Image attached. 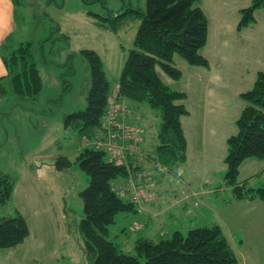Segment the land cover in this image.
Here are the masks:
<instances>
[{
  "label": "rangeland",
  "instance_id": "rangeland-1",
  "mask_svg": "<svg viewBox=\"0 0 264 264\" xmlns=\"http://www.w3.org/2000/svg\"><path fill=\"white\" fill-rule=\"evenodd\" d=\"M145 1L104 0L103 8L98 2L85 4L82 0H25V13L29 18L33 12L36 15L33 25H27L19 34L23 40L27 38L35 42V62L42 79V90L35 100L20 99L12 95L0 96V173L9 175L15 182L9 201L6 205H0V217L19 212L27 222L29 234L20 245L0 249V264H87L84 262L83 241L77 226L83 209L79 192L88 185V177L75 163V158L81 151V137L63 126V118L85 108V96L91 81L87 62L79 55L80 51L92 50L99 56L111 89L119 81L121 69L129 50L133 48L140 24V17L131 14L123 19L121 17L119 28L113 32L89 13L104 16L106 9L117 11L123 6L144 12ZM251 2L252 0L197 2L205 11L208 33L206 44L199 54L208 61L206 70L214 71L218 67L214 78L210 73L207 78L201 74L202 79L208 82L205 85L206 90L208 87L205 94L197 97L198 88L191 83L192 77L196 76L199 69H205L204 67L190 66L176 55L173 62L181 72L179 80L168 78L158 67L155 69L157 76L166 86L172 90L187 92L189 95V100L184 104L187 110H191V121L194 123L191 133L187 134L189 160L186 164L176 166V175H180L183 170L187 173L195 171L196 179H193V184L197 185V188L204 184L212 190H217L221 197L212 200H215L219 208H226L227 201L232 196L229 188L218 191V188L229 187L224 180L225 135L230 136L236 132L233 120L242 109V103L239 102L238 115L231 121L228 104L238 89L243 92L251 89L257 72L264 70L261 67L264 65V5L254 12L253 23L238 29L239 11L248 7ZM55 26L59 31L53 34ZM47 35L53 36V39L39 42L45 40ZM61 35H65L67 41L60 40ZM70 68L73 72L67 76ZM228 69L233 73L229 81L231 98H228L227 91V97L224 93L217 92L214 94L217 98L215 101L213 96L211 97L213 88L215 85L226 88L227 85H223L222 81ZM64 80L70 83L66 91ZM200 99L203 101L201 106L198 105ZM226 99L227 108L224 107ZM214 103H220L223 107L217 108L221 123L216 127L211 122L202 125L203 120L209 121L206 108L213 104L209 110L211 111ZM204 104H207V107ZM232 104L230 109L233 113L236 107L234 102ZM137 106L143 115L142 147L145 152L152 154L157 144L156 133L160 116L158 111L145 104ZM222 122L223 127L220 130L218 127ZM199 134L202 135L201 147L208 158L207 165L193 162V152L195 153L201 144ZM59 157H66L71 165L65 170H57L56 161ZM249 161L259 164L263 160H244L239 167L237 180L243 182L252 176L248 179L247 186L264 185V175L259 174L260 172L254 175L250 173L252 170ZM148 174L151 177L150 169ZM164 176L173 179L166 173ZM148 178L147 176L146 179ZM149 182L150 180L148 184ZM177 182L174 180V184ZM132 183L141 184L137 175ZM148 187L154 193V204L159 196V187L155 188L153 180ZM182 189L184 187L180 185L179 197ZM122 199L126 201L128 198L126 196ZM152 203L141 204L138 213L120 212L115 216L114 223L109 226L108 240L116 246L118 252L134 254V241L139 237L160 241L170 238L175 230L185 236L189 229L204 226L191 225L184 217L172 219L168 214H164L165 207L156 208V205L152 207V216L148 217L146 212L151 208L147 205ZM202 205L206 206V203L203 202ZM169 206L168 209L174 207ZM211 206L212 204L208 207ZM227 208L232 210L233 206L228 205ZM210 214L211 211L209 214L201 211L198 219L203 217L209 222ZM262 214L263 211H258L255 214L239 215L228 221L215 219L239 264H248L249 260L256 261L255 264H264V238L260 239L254 235L258 228H261ZM143 224L140 231L133 230L135 225L141 228Z\"/></svg>",
  "mask_w": 264,
  "mask_h": 264
},
{
  "label": "trees",
  "instance_id": "trees-1",
  "mask_svg": "<svg viewBox=\"0 0 264 264\" xmlns=\"http://www.w3.org/2000/svg\"><path fill=\"white\" fill-rule=\"evenodd\" d=\"M10 1L15 26L0 43V59L6 70L0 76V96L12 95L35 100L42 90V79L35 62V42L27 38L23 40L19 31L27 25H33L36 13L33 12L29 18L25 13V0ZM82 1L85 4L98 2L105 8L104 0ZM198 1L146 0L144 12L123 6L117 11L106 9L104 16L89 13L113 32L117 31L121 20L131 14L140 17V24L133 48L129 50L121 69L117 88H109L99 56L92 50L80 51L79 55L87 62L91 84L85 96V108L64 116L63 126L76 132L81 142L91 143L102 128L108 99L114 90H117L118 102L128 104L129 110L138 114L135 120L129 114L128 120L139 128L140 139L143 134V115L137 105L145 104L158 111L160 123L154 152L144 153L141 159L139 154L132 155L130 161L139 160L134 168L113 165L108 161V152L92 144L81 147L75 158V163L88 177V185L79 192L83 209L77 226L83 241L84 262L87 264L239 263L229 242L215 224L189 229L185 236L180 231H174L170 238L160 241L139 237L134 241L132 255L118 252L108 240L109 226L114 223L115 216L120 212L138 213L140 207L131 196H127L128 199L124 201L114 192V186L143 171V162L150 163L160 175L166 173L169 178L175 179L181 176L176 175V166L186 163L187 139L182 119L189 114L184 105L187 94L166 86L155 69L158 67L168 78L179 80L181 72L173 62L176 55L190 66L207 68V59L199 54L207 41V19L197 5ZM263 5L264 0H252L248 7L240 9L238 29L253 23L254 12ZM56 31H59L57 26L53 34ZM52 37L47 35L45 40L39 42L51 41ZM60 40L67 41V37L61 35ZM72 72L70 68L66 75ZM69 85L68 80H64L65 91ZM238 99L243 107L234 121L236 132L226 138L224 180L231 187L234 199H255L264 203V185L250 187L246 185L248 179L247 182L237 180L239 167L244 160L264 159V70L257 72L253 87L240 93ZM142 143L143 138L138 147ZM70 165L66 157H59L56 161L59 171ZM14 184L12 177L0 173L1 206L9 201ZM28 234L27 222L19 212L0 217V249L20 245Z\"/></svg>",
  "mask_w": 264,
  "mask_h": 264
},
{
  "label": "crops",
  "instance_id": "crops-1",
  "mask_svg": "<svg viewBox=\"0 0 264 264\" xmlns=\"http://www.w3.org/2000/svg\"><path fill=\"white\" fill-rule=\"evenodd\" d=\"M204 11V10H203ZM205 12V11H204ZM206 16V14H205ZM207 18V17H206ZM218 20V19H217ZM221 20V19H220ZM14 21H13V6H12V3L10 0H0V43L1 41L10 33L13 31L14 29ZM261 67L264 68V65H262ZM218 67H216L217 69ZM216 69L214 71L212 70H206L205 69H199V72L196 74V76L194 75V77H192V85L195 84V88H198V92H197V97L199 95H203L205 94V92L208 90V87H207V90H206V83L208 84L207 80H203L202 79V75L205 76V78H207L208 74L210 73L211 76H213L214 78V75L216 74ZM6 73V70L4 68V65L0 59V76H3L4 74ZM233 76V73L229 72V69L228 71L226 70V72L224 73V81H222L224 84L223 85H227L226 88H223L219 85H215V87L213 88V93L211 95L212 99H214L216 101V97L214 96V94H216L217 92L218 93H224V96L227 97V95H225V91H227L228 93V98L230 99L231 98V94H230V89H231V83H229L230 81V77ZM197 78V80H196ZM243 92L242 90L238 89L237 92L232 95V99H230V103L228 104V99L225 100L226 103H224V107L227 108V104H228V108L230 107H233V102H234V107H236V110H234V112L232 113L233 110H231L229 108V111L231 113V121L238 115V112H239V102H241L239 99H238V95ZM187 94V99L185 100V102L187 100H189V95L188 93L186 92ZM203 103V101H201V99L199 100L198 102V105L201 106ZM242 103V102H241ZM185 104V103H184ZM205 105V104H204ZM213 104H211L210 106L208 105L207 107V104L205 105L207 108L206 112H208V117H209V121H205L204 120L201 122V124H209L210 122L211 123H214L215 124V127L221 123V119L219 118V116L217 115L218 111H217V108L220 107V103H217L215 104L214 103V106L213 108L210 110L211 106ZM226 105V106H225ZM243 107V104L241 105ZM222 107V106H221ZM220 107V108H221ZM219 108V109H220ZM223 108V107H222ZM191 111V110H190ZM190 111L188 110L189 114L187 117H184L182 119V125H183V129H184V132L186 134V139H187V151H186V163L188 162L189 160V144H188V133H191L190 130L191 128H193L194 126V123L191 121L193 120L192 119V116L190 114ZM206 114V113H205ZM200 117H202V115H200ZM235 121V119L233 120V122ZM190 125V126H189ZM223 127V122H222V125H220L218 128H220V130H222ZM212 132V130H211ZM200 136V146L197 147L196 149V152L194 153L193 152V158H194V163H197L199 162L200 164L202 165H207L208 163H206V160L208 159L207 156L205 155L204 153V150H203V147H201L202 145V135L199 134ZM227 134L225 135V138H227ZM213 141V140H212ZM212 144H214L212 142ZM217 147V145H215ZM201 147V149H200ZM214 147V146H213ZM200 151L197 153V150ZM213 148H211L212 150ZM213 152V150H212ZM145 153V152H144ZM250 162V169L252 170V172H250L252 175H254L255 173H259L261 175H264V159L262 161V163H254V161H249ZM185 163V164H186ZM206 163V164H205ZM243 164V163H242ZM143 167H147L148 169H150L152 171V180L153 182L155 183V188H158V194L159 196L157 197L158 199L155 201L154 204L152 205H147L148 208H151V209H148V211L145 213L146 216L148 217H151L152 214H153V209L152 207L155 206L156 208L157 207H165L164 208V214H168V217L174 219L176 217L178 218H181V217H184L188 222H191L190 224L191 225H204V226H207V224L209 225V223L212 224H215L217 225V223L215 222V219L216 218H221V219H224L226 221L228 220H233L235 219L236 217H239V215H247L249 213H252V214H255L259 211V213H262L263 211V214H262V218L260 220V223H261V230L258 228V231L254 233V235L258 238H264V209H263V204L257 200H236L233 198V196L230 197V199H228L227 201V204L230 205V206H233V209L230 210V208H219V206L215 203V200H212V199H215L217 197H221L219 196L220 194H217V190H212L210 187H207L206 185L202 184L201 186H199L197 188V185L193 184V179L195 178L196 179V175H195V171H191L190 173H187L185 170L183 171H180L181 173V176L178 177V178H173V179H168L166 178L164 175H160V173H157L156 170H153V166L150 164L148 165V163L146 162H143ZM157 175V176H156ZM252 176L246 178V179H250ZM174 180L178 181L177 183L174 184ZM180 185L181 186H185L186 187V191H187V197L188 198H183L182 196H180L179 199L176 200V202H172V199L173 197H177L178 196V190L180 189ZM229 188L231 190V187H224V188H218V191L222 190L223 189H227ZM191 192H193L194 194H191ZM196 193V195H195ZM217 194V195H216ZM195 195V196H194ZM186 199H189L187 201H184ZM193 201H197L198 204L196 207L193 206ZM205 202L206 203V206H203L202 203ZM210 204H212L211 207H208ZM170 205V206H169ZM172 205L174 206L172 209L171 208H167L168 206L169 207H172ZM198 209V210H197ZM228 209L230 211H228ZM141 209H139L140 211ZM201 211H204V212H207L208 214H210V221L207 222L204 220V218L202 217L201 219H198L199 217V214ZM241 218V217H240ZM175 231H179V230H175ZM260 241V239H258ZM244 258H249V257H244ZM251 259V257H250ZM256 261L254 260H249L248 261V264H255ZM239 264V263H238Z\"/></svg>",
  "mask_w": 264,
  "mask_h": 264
},
{
  "label": "built area",
  "instance_id": "built-area-1",
  "mask_svg": "<svg viewBox=\"0 0 264 264\" xmlns=\"http://www.w3.org/2000/svg\"><path fill=\"white\" fill-rule=\"evenodd\" d=\"M116 93L117 90H114L108 99L102 128L91 143L84 141L82 145L92 144L96 148L105 149L108 152V161L115 166L126 165L134 168L136 162L129 159L134 154L141 156L140 147H138L141 141L140 130L128 120V115L132 114L135 120L138 114L129 110L126 103L118 102ZM137 176L140 185L133 184V178H130L114 186V192L120 197L131 196V199L138 204L151 202L154 199V193L148 187L147 173L141 171ZM134 229L139 230L140 226L135 225Z\"/></svg>",
  "mask_w": 264,
  "mask_h": 264
}]
</instances>
